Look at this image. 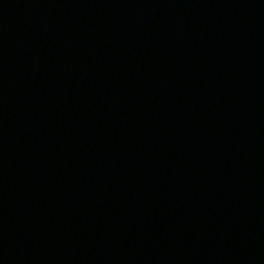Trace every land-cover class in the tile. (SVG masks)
I'll list each match as a JSON object with an SVG mask.
<instances>
[{
  "label": "water",
  "instance_id": "95a60500",
  "mask_svg": "<svg viewBox=\"0 0 264 264\" xmlns=\"http://www.w3.org/2000/svg\"><path fill=\"white\" fill-rule=\"evenodd\" d=\"M0 264H264V0H0Z\"/></svg>",
  "mask_w": 264,
  "mask_h": 264
}]
</instances>
